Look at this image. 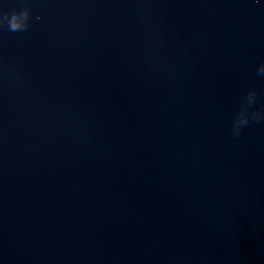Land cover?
Wrapping results in <instances>:
<instances>
[{
    "label": "water",
    "instance_id": "obj_1",
    "mask_svg": "<svg viewBox=\"0 0 264 264\" xmlns=\"http://www.w3.org/2000/svg\"><path fill=\"white\" fill-rule=\"evenodd\" d=\"M0 264H264V0H0ZM39 16L40 19L36 20Z\"/></svg>",
    "mask_w": 264,
    "mask_h": 264
},
{
    "label": "clouds",
    "instance_id": "obj_2",
    "mask_svg": "<svg viewBox=\"0 0 264 264\" xmlns=\"http://www.w3.org/2000/svg\"><path fill=\"white\" fill-rule=\"evenodd\" d=\"M31 8L27 4L22 9H13L11 12L0 10V28L7 27L9 32L26 31L31 21ZM40 17L37 16L36 20ZM258 74L264 76V63L258 68ZM257 101V92L250 90L241 102L240 109L232 124V135L239 138L244 128L251 122L264 120V109L254 110Z\"/></svg>",
    "mask_w": 264,
    "mask_h": 264
}]
</instances>
